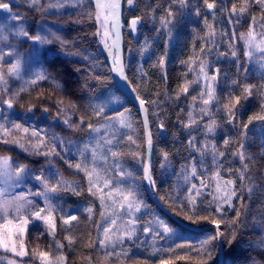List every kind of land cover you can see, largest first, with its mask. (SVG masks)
<instances>
[{"label": "trees", "instance_id": "1", "mask_svg": "<svg viewBox=\"0 0 264 264\" xmlns=\"http://www.w3.org/2000/svg\"><path fill=\"white\" fill-rule=\"evenodd\" d=\"M20 1L21 5L15 6L13 9L17 13L24 14L25 27L29 34L35 35L37 32L46 34V32L41 31V26H43L56 32L65 40L74 43L72 47L62 50L56 42L39 47L30 44L27 40L9 38L10 42L6 43L7 45L21 47L22 43L23 47L21 49L27 51L24 52L26 58L22 79L11 83L7 93L3 94V98H10L17 90L24 89V91H20L19 97L14 102L13 110L10 111L3 105L6 110L4 114L25 127L28 126V123H26L28 121L35 125L37 129H47L49 133L54 132L61 137L70 138L74 144L82 146L89 139L87 123L91 122L96 126L112 114L105 111L104 116L101 117L91 115L92 108L90 105L102 102L109 89L108 84H100L91 79V76H99L102 80L114 82L110 66L104 55L101 21L95 19L96 14L98 12L100 14V9L97 8V0H80L74 11L57 13L51 10L49 14H42L37 10H33L27 5L26 0ZM41 3L46 5V0H41ZM215 3L217 9L209 11L205 10L203 0H190L188 8L183 13H180V9L176 5H173V11L178 13V19L176 26L172 29L171 39L165 34L166 30L159 23V18L166 14L169 0H136L134 7L128 6L126 0L124 3V21L127 25L133 16L144 17L142 33L138 40H135L128 29L125 30L124 49L127 77L141 97L152 100L159 95V99L163 101L161 106L149 107L148 110L155 141L153 175L156 180L157 193L160 199L161 197L164 198L161 199L162 203L171 211L172 201L168 200V197L174 193L175 189L186 192L187 187L190 186L184 185L181 177L182 166L191 163L189 160L190 155L195 157L197 161V176L191 182L195 183L198 188L200 187V179H203L207 186L206 193H214L213 188L217 179L214 173L217 170L220 171V176L224 180H235L237 186H239L240 180L238 177L239 172L242 170V162L238 156L233 155L238 151V143L241 141L238 130L239 125L247 123L252 116L262 114L261 105L264 104V100H261L259 93L256 91L247 101L242 100L243 106L239 108L238 119L233 125H229L225 114L222 111H216V107L213 106L211 119H215L219 125L214 137H206L202 130H193L192 135L196 137L197 147H200L206 140L209 144L214 140L217 150L225 153V156L219 157L215 163L211 156L207 155L204 157L202 164L199 162V153L188 145L189 129L178 123V120L187 123L189 110L194 111L198 122L200 120L198 114L201 106L200 85L192 83L189 86L187 95L181 94L178 100L175 99L179 86L186 81H194L200 60L206 59L210 63V74L212 69L217 67L220 69L219 83L215 85V90L221 101V106L223 103H227L230 95H240L239 89L231 86L233 80L238 81L241 86L251 84L259 88L261 84H264V75L247 70L249 68L247 66L248 58L244 54L243 40L240 38V33H247L250 26L254 32L260 33L262 31L260 25L264 24V19H261L260 8L252 6L250 12L245 14L238 24L233 20L230 25L225 17L221 15L220 9L230 10L233 4L239 8L242 5V0H226V3H222V0H215ZM193 5L201 8L200 16L195 14ZM213 11L216 16L215 20L212 16ZM85 13L91 14L92 19H89ZM151 15H154L155 20L151 18ZM205 16H207L208 23L214 27L217 40H220L222 31L229 32V36L220 41L218 49L213 48L211 54L208 55L200 51L202 44L205 49L210 47L207 41L203 39L208 31L205 28ZM251 16L256 17L257 23L255 25L252 24ZM78 20L82 23H75ZM232 28H235L236 32L234 37L230 34ZM146 41L148 42L147 50L143 51ZM230 43L232 44L231 48L228 46ZM166 46L167 63L165 69L162 70L158 66L157 60L165 53ZM9 47L6 46V49L9 50ZM232 50L237 52L236 57L230 55ZM74 53H79V55ZM218 53H225V55H219ZM189 58L194 61L191 64V71L186 64H181V61H189ZM230 58L232 60H229ZM41 68H47L55 78V82L50 78L49 80L37 81V83L31 85L26 83V81L34 79L33 73ZM164 73H166V77ZM102 94L104 95L102 96ZM118 94L124 100V104L119 111L129 110L134 128V131H127L121 136V142L127 143L126 136L132 135L133 139L140 145L139 148L124 147L121 151H139L146 158V139L140 111L123 92ZM165 94L172 99H167ZM194 96L196 97L195 102L192 100ZM57 101H61L62 104L58 105ZM32 105H35L34 113H26V109ZM72 105H75V107L71 108ZM70 108L71 110H69ZM42 109H47L49 115L42 116ZM57 112H62L59 123L54 121ZM63 112L67 113V116L70 117L69 123L72 124H80L79 117L83 116L85 123L80 125L81 130H73L64 124ZM154 112L158 114V117L153 115ZM157 118L165 124V136H162L161 129L157 126ZM209 119V117H205L203 123H208ZM262 128H264V122L254 120L248 126L247 137L243 139L246 156L244 163L248 164L255 187L251 199L247 195L244 199L245 206L248 209V216L246 217L248 227L237 236V241L243 240L242 247L249 248L246 255L256 258H259V253L251 251L250 245L259 241L261 236L264 235V231L253 226L254 220L257 222L264 220V217L260 214V210L264 208V135L261 133ZM13 135L19 136L21 134L14 131ZM225 138H231L228 146L223 144ZM67 146L66 144L65 147ZM59 149L60 146L57 145V151ZM162 151L169 153L170 161V165L164 169L160 167L163 163L160 155ZM0 152L8 153L20 163L36 169L47 163L43 156H31L16 145L3 144L2 146L0 144ZM249 154L252 157L250 161L247 159ZM61 156L63 159L54 158L52 160L55 168H58L60 173L67 179L78 181L86 188L87 181L83 173L78 174L74 168H69L68 164L65 163V161H69L74 165L79 162L80 158L75 154V149L71 154L61 153ZM122 160L126 167L137 175L140 174L138 160H134L129 156L123 157ZM50 182L55 183V178L50 177ZM245 184H248L247 178ZM140 197L144 199L151 210L143 216V220L147 217L152 218L154 215H159L169 222L174 221L149 196L144 183L140 185ZM202 199L207 202L211 199V196L204 194ZM54 203L57 205L54 211L57 218L55 241L64 245L62 254L67 257V264H88L89 257L92 258V264H115L111 259H104V252L98 246L95 248L88 246L90 242H96V223H101L99 214L103 209L98 199L91 197L86 190L81 192L80 195H74L69 191L59 193L58 197L54 199ZM234 203H236L235 200ZM89 206L93 207L91 218L84 211ZM172 212L177 215L176 213L180 212V208L176 207L175 211ZM65 214L78 217L79 223L73 222L75 227L72 232L61 230L60 216ZM234 215V211H228L225 218L231 220ZM224 228L225 225L222 224L221 230H224ZM208 230L211 231L212 228ZM68 235L73 236L75 240L71 248L65 240ZM204 235L202 232L189 230L182 237L175 238L170 242L169 248L173 249L172 252H162L159 256H150L138 248L134 249L129 253V258L123 261V264H135V262L144 260H147L148 264H160L161 259L169 260L171 264H197L200 257L196 255L195 248L200 244ZM24 243L29 249V257L23 260L27 264H39L38 259L33 260L30 258L32 249L50 251L53 257L61 254L57 252L56 243L39 224H30ZM177 245L181 247L178 248ZM184 246H191L193 250L187 251ZM233 248H235V245H233ZM180 257L185 258L181 259ZM210 264H215V259Z\"/></svg>", "mask_w": 264, "mask_h": 264}, {"label": "snow or ice", "instance_id": "2", "mask_svg": "<svg viewBox=\"0 0 264 264\" xmlns=\"http://www.w3.org/2000/svg\"><path fill=\"white\" fill-rule=\"evenodd\" d=\"M16 2V0H12ZM26 3L33 10H37L42 14H49L53 9H60L65 6V0H56L55 3L52 0H46V5L41 3V0H26ZM126 3L130 7L136 5V0H126ZM190 0H169V6L166 10V14L159 18V23L163 29L166 30L165 34L171 39L172 29L176 26L178 19V13L173 11V5H176L180 9V13L188 8ZM222 3H226V0H222ZM205 10H216L217 4L215 0H203ZM252 6L259 7L262 13L261 19H264V0H242L241 7L237 8L233 4L230 10L220 9L221 15L225 17L227 22L231 25L233 20L238 24L240 19L250 12ZM99 0H97V8H99ZM195 14L201 15V8L195 6ZM120 0H108L105 4L106 14L101 19L99 12L96 14L95 19L101 21V27L103 28L102 38H104V46L108 48L109 53L113 54L115 49L119 51V39L120 33ZM0 10H6L10 16L11 21L16 22L14 24H0V40H8V33L14 35L15 38H26L38 45H48L56 42L60 45L61 49H67L73 46L74 42L65 40L62 36L53 32L51 29H43L41 31L46 34L37 32L35 35H30L25 27V16L23 13H13L11 11V2H5L0 0ZM154 11V10H153ZM88 15L89 19H92L91 14ZM213 20L216 19L215 12H212ZM151 18L155 20L154 15ZM252 24L257 23L256 17L251 16ZM144 20L143 16H135L129 21L128 27L131 31L135 32L138 25L142 24ZM205 28L208 30L206 36L203 38L210 45L207 49L201 46L200 51L205 55L211 54L213 48L218 49L221 40L226 39L229 36V32L222 31L220 33V40L216 39V32L213 25L207 21V16L204 17ZM75 23H82V21H75ZM111 26V32L109 30ZM262 31L258 34L260 39L257 40L255 33L250 26V30L247 33H240V38L245 42V56L251 60L254 55H257L258 62L262 68H264V24L260 25ZM99 31V30H98ZM115 36L111 46L107 42L109 35ZM231 36H235V28L230 30ZM148 42H145L143 51L147 50ZM229 48L232 47L230 43ZM79 55V53H74ZM219 55H225V53H218ZM230 55L237 56V52L232 50ZM5 56L14 58L15 62L11 63L7 68L3 67L2 62ZM114 59L119 61L118 55H114ZM167 63V46L165 53L161 55L158 60V66L163 70ZM194 61L189 58V61H181L182 65H187L191 71V64ZM211 65L206 60H200L198 66V72L194 78V81H186L183 85L179 86V91L176 93L175 99L178 100L181 94L187 95L189 92V86L192 83H196L201 86V106L198 110L200 117L199 122L194 115L193 110H189L187 113V123L179 121L184 128L189 129L188 145L194 149L200 156V163H203L204 157L211 156L215 163L219 157H224V152H219L214 143H208L207 140L200 147H197L196 137L192 135L193 130H202L206 137H214L219 125L212 117V108L216 107V111H222L227 123L233 125L237 121V113L239 108L242 107V100L247 101L253 96L254 91L258 92L261 100H264V84H261L259 88L251 84L240 85L238 81H232V88H238L240 95H230L227 103H223L216 95L214 85L219 83L220 69L214 68L210 74ZM79 71V70H77ZM118 80L123 81L124 86L131 85L127 75L124 72V65L120 62L118 69ZM166 77V73H164ZM34 79L26 81L28 84H35L37 81L49 80L50 78L55 82V78L47 68H41L33 73ZM6 77H15L22 79V60L20 54L15 51V46H10L8 52L0 50V106L6 105L7 109H12L14 102L19 97L20 91L17 90L13 95L4 99L3 94L7 93L8 82ZM91 79L96 80L100 84H108L110 92L107 98L102 102L91 104L92 116L101 117L104 116L105 110L112 104H120V96L117 93L122 92L120 83L109 82L102 80L99 76H91ZM131 91L136 94L139 106L144 112L143 123L147 126V114L149 107L155 108L162 105L163 101L159 99L157 95L156 99L146 100L137 93L135 88H131ZM104 94H102L103 96ZM206 95L207 98H204ZM167 99H172L167 97ZM99 99V98H98ZM195 102L196 97H192ZM57 104H62L61 101H57ZM122 106V105H121ZM239 106V107H238ZM32 105L27 112H31ZM72 105L71 108H74ZM262 114L252 116L248 119L247 123L239 125V132L241 135V141L238 143V151L233 153L239 157L242 162V170L239 172L240 184L237 186L235 180H223L220 176V171L217 170L214 175L217 178L214 184V195L211 199L205 202L202 197L207 191L203 179H200V187L198 188L195 183H192V179L197 176V167L195 157L189 156L191 163L186 166H182L181 177L184 185H190L187 187L186 192L180 189H175L174 193L168 197V200L172 201L170 205L172 211H175L176 207L180 208V212L176 213L178 219L169 222L159 215H154L149 220L141 224L143 216L147 214L150 209L140 199V185L146 183L149 187L154 188L156 180L151 172V147L152 136L151 131L147 132L146 145L148 157L145 158L139 151H121L122 148L136 147V140L132 135L126 136L127 143H122V138L115 137L112 134L111 138L107 135V129L113 122L115 125L128 131H134L133 121L130 115H127L128 109L117 112L114 117L106 118L105 124L101 127L94 126L91 122L87 123V129L89 130V140L82 146L74 144L70 138H64L56 133H49L47 129H37L35 125L30 122L25 127L23 124L16 123L11 120L8 115L4 114L5 109L0 107V138L4 139L6 145H17L19 149L23 150L31 156H43L47 163L40 169H34L29 165L20 163L18 160L13 162V158L7 155H0V249L5 252H11L16 257L23 258L29 257V249L24 244L23 238L27 233L30 224H39L48 235L53 239V242L57 245V252L61 254L53 257L50 251H42L38 249L31 250V259H38L39 264H67V257L62 254L64 245L55 241L57 222L54 211L57 205L52 203V200L58 197L61 192H72L74 195H80L81 192L87 191L91 197L96 198L100 202V206L103 211L100 212L101 223H96L97 240L95 243H89V247H99L104 252V259L115 262V264H123L125 259L129 258L131 252L130 247H126L127 244H131L133 247L139 246L145 241H141V234L149 235L153 241L151 251L148 253L150 256H156L161 252H172V248L162 249L155 247V242L161 239L171 240L173 238H180L189 230L200 231L204 233V238L200 244L195 248L196 255L200 257L197 264H210L215 259V264H264V235L260 240L250 245L251 251L259 253V258L246 255L249 248L242 247L243 240L237 241L238 234L242 233L244 229L248 227V209L245 206V195L251 199V195L255 185L252 182V176L249 172L248 164L244 163L246 156L244 151L243 139L247 137L248 126L253 123L254 120L264 122V104L261 105ZM71 108L69 110H71ZM47 112V109L44 110ZM63 111V110H62ZM157 115V113H153ZM62 112L56 113V118H60ZM64 124L73 130H81L80 125L85 123L84 117L80 116V124L69 123L70 117L66 112H63ZM205 117H209L208 123H203ZM157 126L163 130L165 124L162 120L157 118ZM105 131V137L103 140H96L93 134H99ZM20 133L21 135H13V132ZM262 135H264V128L261 129ZM231 138H225L223 140L224 146L230 144ZM68 145L65 147V145ZM57 145L60 146L57 151ZM75 149V154L80 158L79 162L74 165L65 161L69 168H74L77 173H83L86 178V188L78 181L69 180L64 177L58 168L52 164L54 158L63 159L61 153L69 155ZM161 159L163 163L160 165L162 169L167 168L170 165L169 153L161 152ZM129 156L134 160H138L140 164V174L137 175L131 169L125 166L122 158ZM250 161L252 159L251 154L247 156ZM102 165V166H100ZM44 168H48L49 171L46 174ZM39 172V175L35 173ZM231 172V170H229ZM38 182L42 190L32 192L31 189H27L26 193H16V189L28 178ZM50 177L55 178V183L50 182ZM247 178L248 184H245ZM198 198L199 199L198 201ZM35 199H41L44 207H39L34 203ZM163 200L164 198L161 197ZM234 200L236 203H234ZM167 203V201H165ZM227 206V207H225ZM89 214V218L93 215V207L89 206L84 209ZM228 211H234L235 215L231 220L225 218ZM24 213H27L25 215ZM207 213V214H204ZM139 214V215H138ZM260 214L264 217V208L260 210ZM124 217H127L125 219ZM119 220V223H118ZM61 230L65 232H72L74 229L73 222L79 223L76 215L65 214L60 216ZM213 226L212 230H208V225ZM225 225L224 230H221V225ZM106 225V226H104ZM253 226L264 231V220L253 221ZM102 229V231H101ZM65 240L71 248L74 243V237L68 235ZM235 245V248H233ZM177 247H181L177 245ZM185 250L192 251L191 246H184ZM235 253V255H234ZM184 259L185 257H180ZM7 264H17L16 260H9ZM88 264H92V258H88ZM135 264H148L147 260L135 262ZM160 264H171V261L161 259Z\"/></svg>", "mask_w": 264, "mask_h": 264}, {"label": "rangeland", "instance_id": "3", "mask_svg": "<svg viewBox=\"0 0 264 264\" xmlns=\"http://www.w3.org/2000/svg\"><path fill=\"white\" fill-rule=\"evenodd\" d=\"M5 2H7V0L5 1ZM56 2V0H54V2L53 3H55ZM80 2V0H65V6L64 7H62V8H60V9H53L52 11L53 12H57V13H67V12H71V11H74L75 9H76V7H77V5H78V3ZM13 7H15V6H12V8H11V11L13 12V13H17L14 9H13ZM133 17H135V16H133ZM101 18H102V15H101ZM4 23H7V24H9V25H11V24H14V23H16V22H13V21H11V19H10V16H9V14H8V12H2L1 10H0V24H4ZM44 29H48L47 27H43ZM128 27H127V25H126V29H127ZM26 30H27V28H26ZM255 33H257V32H255ZM5 35H8V37L9 38H11V37H14V35H12V34H10V33H8L7 31L4 33ZM259 33H257V36H256V39L257 40H259L260 39V36L258 35ZM31 35V34H30ZM8 38V40H0V50H3L4 52H8L9 50H7L6 49V46H11V45H7L6 43H9L10 42V39ZM15 38V37H14ZM18 39H20V40H27V41H29V43L30 44H33V45H36V46H39V47H41V45H38L37 43H32V41H30V40H28V39H26V38H18ZM109 44V46H111L110 45V43H108ZM6 45V46H5ZM243 45H244V50L246 51V48H245V42H244V40H243ZM21 47H23V45H22V43H21ZM21 47L19 46V47H15V51L16 52H18L19 54H20V58H21V60H22V74H23V72H24V70H25V63H24V60H25V58H26V56H24L25 54H24V52L25 51H27L26 49H24V50H22L21 49ZM108 48H106L105 47V53L107 52L108 53ZM114 55H116V50H114V52H113V56ZM258 55V54H257ZM257 55H254L253 56V58L251 59V60H247L248 62H247V66L249 67V68H247V70H252V71H255V72H257L258 74H260V75H264V68H262L261 66H260V64H259V62H258V59H257ZM229 60H232L231 58L229 59ZM15 62V59L14 58H10V57H8V56H5V59H4V61L2 62V64H3V67L4 68H7L11 63H14ZM238 67L240 68V64L238 63ZM197 72H198V70H196V74H197ZM7 78V82H8V87H9V85L11 84V83H14L15 81L17 82V81H20V79H18V78H15V77H6ZM214 87H215V85H214ZM216 88V87H215ZM110 94V92L108 91L107 92V95H109ZM107 95L104 97V99H106L107 98ZM117 95L118 96H120L118 93H117ZM205 98H207L206 97V95H205ZM120 100H121V103L120 104H112L109 108H107L105 111L107 112V113H112L109 117H107V118H111V117H114L115 115H116V113L117 112H120L119 110L122 108V106H123V104H124V100H123V98L120 96ZM122 105V106H121ZM0 107H2V106H0ZM14 108V107H13ZM8 110H13V109H8ZM127 115H130V112L128 111V113H126ZM130 117H131V115H130ZM105 124V119L101 122V123H99V124H97L96 125V127H101L102 125H104ZM128 130L127 129H122V128H120L119 126H117V125H115V122H113L112 123V125H110L109 127H108V129H107V135L109 136V138H111V136H112V134H114L115 135V137H117V138H121V136L125 133V132H127ZM93 136L95 137V139L96 140H103L104 139V137H105V131H104V129L102 128V131H101V133H99V134H93ZM89 140V139H88ZM0 144L3 146V144H4V139L3 138H0ZM4 145H6V144H4ZM17 146V145H16ZM18 147V146H17ZM0 155H7V156H9V157H12L13 158V162H15L17 159H15L13 156H11L10 154H8V153H2V152H0ZM100 166H102V165H100ZM34 169H36V168H34ZM37 169H40V168H37ZM154 170V169H153ZM44 171H45V173L47 174L48 173V171H49V169L48 168H44ZM36 175H39V172H36L35 173ZM224 180V179H223ZM226 180H228V179H226ZM198 187V186H197ZM27 189H31V191L34 193V192H37V191H40V190H42L41 188H40V186H39V184H38V182H36L35 180H33V179H31V177H28L15 191H16V193H26L27 192ZM205 195L207 196V195H210V196H212V195H214V193H206L205 192ZM150 196V195H149ZM140 199L144 202V204H146V202L144 201V199L143 198H141L140 197ZM198 199H201V198H198ZM99 201V200H98ZM34 203L36 204V205H38L39 207H44V204H43V201L41 200V199H35L34 200ZM52 203L53 204H55L54 203V199L52 200ZM147 205V204H146ZM225 207H227V206H225ZM148 209H150L149 207H148ZM104 210V209H103ZM151 211V210H150ZM150 211H148V212H150ZM25 215H27V213H24ZM149 214V213H148ZM139 215V214H138ZM125 219H127V217H124ZM144 219V218H143ZM141 220V224H143L144 222H145V220L147 221V220H149L150 219V217H147L145 220ZM166 220V219H165ZM3 221H0V223H2ZM103 222H101V224H102ZM118 223H119V220H118ZM30 226V225H29ZM104 226H106V225H104ZM29 228V227H28ZM101 231H102V229H101ZM26 235V234H25ZM24 238H25V236H24ZM24 238H23V241H24ZM140 239H141V241H145V243H143V244H141V245H139V246H136V247H133L131 244H127V242H126V247H130L132 250H134V249H140L141 251H143V252H146V253H149L150 251H151V247H152V245H153V241H152V239H151V237L149 236V235H146V234H141V236H140ZM173 239H175V238H173ZM173 239H171V240H168V239H161V240H158V241H156L155 242V247H157V248H162V249H168L169 248V246H170V242L173 240ZM25 244V243H24ZM131 250V251H132ZM162 253V252H161ZM161 253H158L156 256H159ZM25 258L26 257H23V258H19V257H16L14 254H12L11 252H5L3 249H0V264H7V261H9V260H13V259H15L16 260V262H17V264H27V263H25L23 260H25Z\"/></svg>", "mask_w": 264, "mask_h": 264}, {"label": "water", "instance_id": "4", "mask_svg": "<svg viewBox=\"0 0 264 264\" xmlns=\"http://www.w3.org/2000/svg\"><path fill=\"white\" fill-rule=\"evenodd\" d=\"M7 2H11V8L12 6H20L21 5V1L20 0H16V2H12V0H7ZM108 2V0H99V9H100V12H101V15H102V18L103 16L106 14V9H105V4ZM120 3H121V8H120V23H121V27L119 28V33H120V39H119V51L118 53L116 52V55L119 56L120 60L117 61L114 59V56L113 54H110L109 51L108 53H106V58L108 60V63H109V66H110V69H111V73H112V77L114 79V82H117V83H120V86L122 88V92L128 97L130 98L133 103L137 106V108L139 109L140 111V114H141V117H142V122L144 121V112L142 111V109L140 108L139 106V103H138V100L136 98V94H134L132 91H131V88H133L132 84L128 87L124 86V83L121 80H118V77H119V67H120V62L123 63L124 65V72L126 74V62H125V43H124V34H125V30H126V23L124 21V3H125V0H120ZM2 12H7L6 10H1ZM133 18V17H132ZM131 20V19H130ZM129 20V21H130ZM144 23V21H143ZM143 23L138 25L137 29L135 32L131 31L129 29V27L127 28L128 31L130 32V34L132 36L135 37V40H138L139 39V36L141 35L142 33V27H143ZM129 24V22H128ZM109 30L111 32V26L109 25ZM107 42L110 43V45L112 44V41L115 39V36L113 35H109L107 38ZM33 43V42H32ZM115 50V49H114ZM113 50V52H114ZM127 75V74H126ZM6 106V105H5ZM13 109V108H12ZM45 109H42V115L43 116H47L49 115V111L47 110V112L44 111ZM34 113V108H32V111L29 112V114H33ZM54 121L56 123H59L60 122V118H56V115L54 116ZM147 126H145V124L143 123V127H144V132H145V139H146V136H147V132L150 130L151 131V136H152V147H151V172H152V175H153V169H154V157H155V141H154V137H153V131H152V128H151V120H150V114H149V110H148V114H147ZM161 134L162 136H165L166 135V129L164 128L163 130H161ZM146 148H147V145H146ZM148 157V152L146 150V158ZM154 177V175H153ZM145 185V188L148 192V194L150 195V197L154 200V202L163 210L165 211L169 216H171L174 220L178 219L179 217L177 215H175L171 210H169L161 201L158 193H157V187H156V184H155V187L152 188V187H149L146 183H144ZM209 228H213V226H211L210 224L208 225V229ZM200 232V231H199Z\"/></svg>", "mask_w": 264, "mask_h": 264}, {"label": "flooded vegetation", "instance_id": "5", "mask_svg": "<svg viewBox=\"0 0 264 264\" xmlns=\"http://www.w3.org/2000/svg\"><path fill=\"white\" fill-rule=\"evenodd\" d=\"M2 108L4 109V107L2 106ZM42 114V113H41ZM43 116V115H42Z\"/></svg>", "mask_w": 264, "mask_h": 264}]
</instances>
